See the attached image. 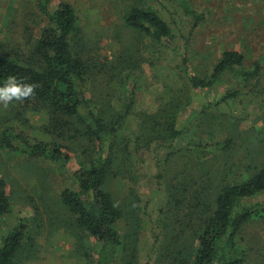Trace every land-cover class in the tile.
<instances>
[{
  "label": "trees",
  "instance_id": "obj_1",
  "mask_svg": "<svg viewBox=\"0 0 264 264\" xmlns=\"http://www.w3.org/2000/svg\"><path fill=\"white\" fill-rule=\"evenodd\" d=\"M50 3L38 0V10L48 25L26 52L20 54L0 43V87L9 76L36 85L29 98L9 103L8 122L14 121L22 128L29 124L30 113L45 114L47 122L42 130L48 139L39 140L11 124L1 134L0 148L56 167L64 184L57 200L60 213L55 214L57 206L48 205V219L38 207L34 217L20 219L0 239V264H25L31 255L35 256L44 232L58 230L72 236L75 252L86 264H140L141 233L146 224L142 199L130 187L123 202L108 185L113 178H138L144 153L153 149L157 154L169 151L162 161L158 157L156 160V177L164 187L166 203L153 229V264H244L242 232L248 223L264 217V162L250 167L244 180L222 181L217 187L213 178L197 177L188 169L169 174L168 165L184 152L174 151L184 133L177 125L178 114L185 106L183 100L172 99L154 115H140L137 135L134 139L127 137L123 131L134 111L135 86L130 82L127 103L117 109L113 101L120 90L110 84L127 86L133 78L123 75V71L135 69L137 63L126 65L118 60L109 67L112 74L103 72L106 83L96 87L92 77L99 64L79 51L81 34L74 8L62 3L51 10ZM180 6L194 25L204 20L187 0ZM126 25L158 44L172 38L168 23L151 8L131 7ZM259 70V66L255 71L248 70L240 53L227 51L210 77L189 76L187 80L193 90H213L239 77L250 81ZM237 95L236 91L227 93L222 100ZM194 149L199 157L205 155L200 146ZM228 149L229 142L211 146L214 151ZM71 154L83 158L74 172L68 168ZM201 178L203 183L199 185ZM11 209L8 184L0 177V218L9 215ZM87 239L94 240L99 250L94 252Z\"/></svg>",
  "mask_w": 264,
  "mask_h": 264
},
{
  "label": "rangeland",
  "instance_id": "obj_2",
  "mask_svg": "<svg viewBox=\"0 0 264 264\" xmlns=\"http://www.w3.org/2000/svg\"><path fill=\"white\" fill-rule=\"evenodd\" d=\"M181 1L51 0L50 9H57L62 3L74 8L81 34L79 51L86 58L94 57L99 64V70L92 77L96 87L100 82L106 83L103 72L112 74L113 69L109 67L118 60L125 61L126 65L137 63L135 69L125 68L123 71V75H132L133 78L127 86L120 87L117 82L110 84L120 90L113 101L117 109L127 103L130 82L135 86L134 111L123 131L127 137L135 138L143 116L158 113L172 99H182L185 106L178 114L177 125L184 133L177 139L174 151L182 149L184 152L168 165L169 174L188 169L197 177L213 178L216 187L222 181L236 183L249 175L250 167L264 162V81L261 76L248 82L239 77L233 84L230 82L213 90H193L188 77H210L222 55L233 49L232 40L235 38L231 39V18L234 16L236 19L237 9L230 7L233 0H187L197 14L204 16L199 25H194V20L186 16L180 6ZM248 1H253L248 4L254 6L255 2L259 4L263 0ZM37 5L38 0H0V43L17 49L20 54L33 46L41 30L48 25ZM134 6L156 11L170 26L172 38L158 44L129 28L126 16ZM256 9L260 25L264 23V13ZM256 56L260 58L261 55ZM245 62L246 65L257 64ZM106 78L110 79L109 76ZM235 91L238 98L222 100L227 93ZM10 107L0 103V138L6 127L12 124L16 130L21 129L39 140L48 139L42 130L47 122L45 114L30 113L29 124L21 128L14 121L8 122ZM225 142H229L227 151L211 150L212 145ZM195 146H200L205 155L199 157L194 151ZM157 152L153 149L144 153L138 166V178L130 181L113 178L108 185L115 197L123 202L130 187L142 199L141 209L146 224L141 233L140 264H153L155 260L153 229L159 224V211L166 203L164 187L156 177V160L162 161L169 151ZM81 162L83 158L80 155L71 154L68 168L74 172ZM0 177L6 180L12 196L10 214L0 218V239L15 228L20 219L34 217L36 207L48 219L46 207L57 206L64 189L63 180L52 164L1 148ZM202 178L199 185L203 183ZM57 213H60L58 206L55 208ZM242 240L244 264H264V217L245 226ZM38 242L40 247L34 251L35 256L31 255L25 264H86L75 252L72 236L64 230L44 232ZM86 242L94 252L99 250L94 240L87 239Z\"/></svg>",
  "mask_w": 264,
  "mask_h": 264
},
{
  "label": "crops",
  "instance_id": "obj_3",
  "mask_svg": "<svg viewBox=\"0 0 264 264\" xmlns=\"http://www.w3.org/2000/svg\"><path fill=\"white\" fill-rule=\"evenodd\" d=\"M262 1V0H261ZM260 1V2H261ZM253 1L249 2L248 0H233L231 2V8L234 6L237 9L236 15L232 16V23L231 27V39L232 43L234 44L233 49L231 51H235L244 55L245 61L254 62L257 64L245 65L248 70L255 71L259 66V72L256 74L255 79L263 78L264 81V23L259 25V16L256 15L255 10L256 8L261 9V12L264 13V0L261 3H254L256 5L250 6L248 3H252ZM246 8H250L246 10ZM243 9H245V15L243 14ZM249 13V15H247ZM263 22H264V14H263ZM235 22H234V21ZM260 53V58L256 56ZM258 65V66H257ZM242 79V78H240ZM237 81L238 78L231 80L233 84ZM248 82V81H247ZM239 96L237 95V98Z\"/></svg>",
  "mask_w": 264,
  "mask_h": 264
},
{
  "label": "clouds",
  "instance_id": "obj_4",
  "mask_svg": "<svg viewBox=\"0 0 264 264\" xmlns=\"http://www.w3.org/2000/svg\"><path fill=\"white\" fill-rule=\"evenodd\" d=\"M35 87L34 84L18 82L15 76H9L0 87V103L7 106L13 101H23L34 93Z\"/></svg>",
  "mask_w": 264,
  "mask_h": 264
}]
</instances>
